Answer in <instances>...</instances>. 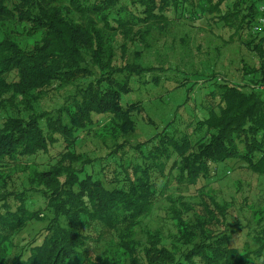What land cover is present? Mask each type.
Listing matches in <instances>:
<instances>
[{
    "label": "trees",
    "instance_id": "16d2710c",
    "mask_svg": "<svg viewBox=\"0 0 264 264\" xmlns=\"http://www.w3.org/2000/svg\"><path fill=\"white\" fill-rule=\"evenodd\" d=\"M256 23L254 0H0V264H264Z\"/></svg>",
    "mask_w": 264,
    "mask_h": 264
},
{
    "label": "rangeland",
    "instance_id": "374dc122",
    "mask_svg": "<svg viewBox=\"0 0 264 264\" xmlns=\"http://www.w3.org/2000/svg\"><path fill=\"white\" fill-rule=\"evenodd\" d=\"M200 30H202V32H204L205 33V35L207 36V38L208 39H210L209 37H208V34H209V32L207 31V29L204 27V26H200V28H199ZM211 36L213 35V34H210ZM214 35H219L217 32H216V34H214ZM210 36V37H211ZM36 40V38H33V39H22L21 40V44L23 45V46H26V45H31L34 41ZM215 45H220V46H222V43H220V41H218V40H214V43H213V46H215ZM239 46H240V44H238V43H232V44H230V45H224L223 46V50H222V55H221V57H220V65H222L223 66V69L225 70V73H228V72H234V71H236V67H240L239 66V60L242 58V57H240V52H239ZM220 53H221V50H220ZM194 62V61H193ZM228 63V64H230V66H226L224 63ZM165 68V67H164ZM199 68V66L198 65H196L195 66V69H198ZM230 68V69H229ZM229 69V70H228ZM183 70H184V68H183ZM185 71V70H184ZM219 72H221L220 74L222 75V71L221 70H218ZM185 72H187V71H185ZM173 77V75H171V74H165V76H162V84H161V87L162 88H160V89H158V90H156V93H158L157 95L158 96H163L164 98L166 97V95H167V90L169 89V88H171V85H169V84H166V80H168V79H174V78H172ZM196 94L197 95H199L200 94V92L199 91H197L196 92ZM169 97V96H168ZM163 98V99H164ZM162 99V100H163ZM152 101L154 100L153 98L151 99ZM148 102V101H147ZM147 102H146V100H145V105H147ZM149 103V102H148ZM159 106V107H158ZM154 107L155 108H158L160 111H162L163 109H164V105H160V104H154ZM154 112V114H152L153 116H151V117H153L152 119L153 120H155V119H157V118H159L160 116H159V113H158V111L157 110H154L153 111ZM183 118H186V114H183ZM227 176H228V180H229V182H231L230 180H235V177H234V175L233 174H227ZM238 245H239V247H241V245L238 243Z\"/></svg>",
    "mask_w": 264,
    "mask_h": 264
},
{
    "label": "built area",
    "instance_id": "2783aa9c",
    "mask_svg": "<svg viewBox=\"0 0 264 264\" xmlns=\"http://www.w3.org/2000/svg\"><path fill=\"white\" fill-rule=\"evenodd\" d=\"M257 4V23L254 32L264 35V0H254ZM259 91L264 92V85L260 86Z\"/></svg>",
    "mask_w": 264,
    "mask_h": 264
}]
</instances>
